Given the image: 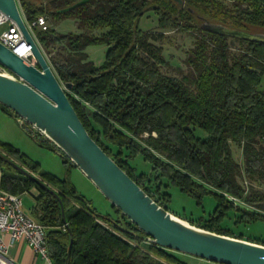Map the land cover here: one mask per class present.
I'll use <instances>...</instances> for the list:
<instances>
[{
  "label": "trees",
  "instance_id": "obj_1",
  "mask_svg": "<svg viewBox=\"0 0 264 264\" xmlns=\"http://www.w3.org/2000/svg\"><path fill=\"white\" fill-rule=\"evenodd\" d=\"M78 1L17 3L27 22L40 16L53 24L74 20L78 32L47 27L34 29V35L57 80L71 84L66 95L91 138L174 215L264 245V239L244 231L248 224L264 223V40L209 31L198 18L230 30L264 33V0H89L66 9ZM149 13L156 19L155 32L138 27ZM164 31L193 38L180 77L162 72L166 61L152 42L162 40ZM94 45L107 48L98 66L85 52ZM46 141L37 142L50 148ZM231 143L241 149V162L234 159ZM0 152L57 195L0 159L2 190L34 191L29 216L46 229L51 264H64L68 252L69 264H217L153 244L114 206L115 217L100 215L67 178L39 171L11 144L0 140ZM138 156L150 171L138 172L132 165ZM169 184L198 203L212 195L213 211L197 219L172 211Z\"/></svg>",
  "mask_w": 264,
  "mask_h": 264
},
{
  "label": "water",
  "instance_id": "obj_2",
  "mask_svg": "<svg viewBox=\"0 0 264 264\" xmlns=\"http://www.w3.org/2000/svg\"><path fill=\"white\" fill-rule=\"evenodd\" d=\"M89 0H79L71 9ZM181 4L182 0H174ZM64 11V10H62ZM0 12L12 20L31 46L35 64H28L0 43V105L33 126L77 167L87 179L153 244L217 264H264V245L217 234L183 221L155 202L91 138L37 41L28 31L17 0H0ZM201 27L230 36L264 40V33L230 30L202 17ZM0 159L41 188L56 193L0 152ZM63 212V211H62ZM64 220V216L62 218ZM72 235L70 234V245ZM64 264H69V252Z\"/></svg>",
  "mask_w": 264,
  "mask_h": 264
},
{
  "label": "rangeland",
  "instance_id": "obj_3",
  "mask_svg": "<svg viewBox=\"0 0 264 264\" xmlns=\"http://www.w3.org/2000/svg\"><path fill=\"white\" fill-rule=\"evenodd\" d=\"M46 25L49 28H53L58 33L78 32L74 20L69 18L61 20L57 24L50 23V21L46 20ZM138 27L143 31H157L155 17L151 13L142 16L138 21ZM3 28L4 26L0 27V31ZM164 34L162 40L152 42L155 46L161 48L162 55L166 61V65L163 66L162 72L170 76L180 77L182 73L186 72L183 59L185 51L192 47L193 38L185 33L175 31H164ZM106 49L105 45H94L88 46L85 49V52L88 55V58L98 66L104 60ZM262 85L264 86V76ZM17 122H19V118H17ZM13 124V121H11L9 117H3V115H0V140L11 143L14 147L23 152L31 161L36 162L39 171H49L60 178H67L73 184L76 191L87 198L100 215H109L111 217L116 216V213L107 198L77 167L73 166L71 162H63L64 158L60 150L56 148L51 141L46 139L50 144V148L43 147L39 145L37 141L44 138V136L39 135L34 138L30 134L29 129L32 127L30 124L23 122V126L21 125L22 127L19 123L18 127L17 125L15 127ZM230 145L234 159L237 162H241V149L236 144L231 143ZM131 163L136 167L138 172L150 171V165L144 162L139 156L132 160ZM150 184L153 187L154 183H148L149 187ZM254 186L263 188V186H260L257 183ZM166 191L169 193V203H167L169 204V209L183 217H191L194 219L201 216L206 217L214 209L215 199L210 194L203 195L198 203L194 197L180 191L172 184H169L166 187ZM32 194H34V191L21 195L22 209L27 215H29V210L34 204ZM238 204L244 206L240 202H238ZM247 208L252 210V208ZM183 221L188 222L187 220ZM231 227L234 228L235 226L231 225ZM237 228L244 230L242 226H238ZM244 231L246 234L248 233L251 236L264 239V223L262 222L257 221L248 224ZM184 255L188 256L187 254Z\"/></svg>",
  "mask_w": 264,
  "mask_h": 264
},
{
  "label": "built area",
  "instance_id": "obj_4",
  "mask_svg": "<svg viewBox=\"0 0 264 264\" xmlns=\"http://www.w3.org/2000/svg\"><path fill=\"white\" fill-rule=\"evenodd\" d=\"M25 24L35 40L34 29H47L46 20L43 16L37 17L31 22L25 20ZM2 26L4 28L0 31V43L26 63L35 64L31 46L25 41L16 24L7 15L0 12V27ZM0 73L9 74L1 65ZM21 125L23 126V123ZM29 130L34 138L39 135L44 136L33 126ZM44 139L47 138L44 136ZM5 235L9 237L11 242L25 240L35 254L47 262L50 260L46 245L45 227L23 211L21 195L0 189V264H9L6 257L8 244L4 240Z\"/></svg>",
  "mask_w": 264,
  "mask_h": 264
},
{
  "label": "crops",
  "instance_id": "obj_5",
  "mask_svg": "<svg viewBox=\"0 0 264 264\" xmlns=\"http://www.w3.org/2000/svg\"><path fill=\"white\" fill-rule=\"evenodd\" d=\"M5 109H4V106H0V115H3V117H6V116L9 117L11 119V121H13V123H14L13 125L15 127L17 125V127H18V123H19V122H17L18 117L13 112L8 110L6 107H5ZM19 125L21 126V124H19ZM1 141H3V140H1ZM3 142H7V141H3ZM7 143H9V142H7ZM45 143L48 146H50V144L47 141ZM9 144H11V143H9ZM46 172H49V171H46ZM49 173H51V172H49ZM0 174H1V170H0ZM51 174H54V173H51ZM4 240L8 244V250H7L6 257L9 261V264H51L50 260L47 262V261L43 260L37 254H35L33 252L32 248L28 245V243L25 240L21 239L18 241L11 242L7 235L4 236Z\"/></svg>",
  "mask_w": 264,
  "mask_h": 264
}]
</instances>
